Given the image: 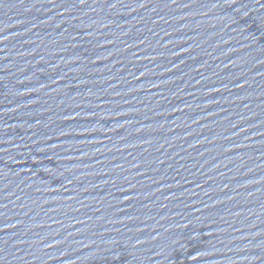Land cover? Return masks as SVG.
Instances as JSON below:
<instances>
[{
    "label": "water",
    "instance_id": "water-1",
    "mask_svg": "<svg viewBox=\"0 0 264 264\" xmlns=\"http://www.w3.org/2000/svg\"><path fill=\"white\" fill-rule=\"evenodd\" d=\"M0 264H264V0H0Z\"/></svg>",
    "mask_w": 264,
    "mask_h": 264
}]
</instances>
